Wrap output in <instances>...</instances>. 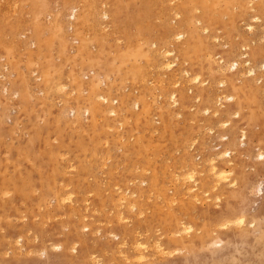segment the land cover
I'll return each instance as SVG.
<instances>
[{
  "label": "rangeland",
  "instance_id": "374dc122",
  "mask_svg": "<svg viewBox=\"0 0 264 264\" xmlns=\"http://www.w3.org/2000/svg\"><path fill=\"white\" fill-rule=\"evenodd\" d=\"M263 29L264 0H0V264H264Z\"/></svg>",
  "mask_w": 264,
  "mask_h": 264
},
{
  "label": "bare ground",
  "instance_id": "6f19581e",
  "mask_svg": "<svg viewBox=\"0 0 264 264\" xmlns=\"http://www.w3.org/2000/svg\"><path fill=\"white\" fill-rule=\"evenodd\" d=\"M207 1H208V0H207ZM168 2H169V1H167V3H168ZM165 3H166V2H165ZM11 4H12V3H11ZM5 6H6V5H5ZM7 6H8V5H7ZM233 8H234V7H233ZM250 9H251V8H250ZM251 10H252V9H251ZM252 11H254V10H252ZM74 12H75V11H74ZM102 14H103V13H102ZM175 14H176V13H175ZM103 15H104L105 17H107V14H106V13H104ZM173 16H174V15H173ZM248 16H249V15H248ZM101 17H102V16H101ZM169 17H170V16H169ZM249 17H252L253 20H254V18H255L256 16L253 17V15H252V16H249ZM257 17H258V15H257ZM247 18H248V17H247ZM256 19H257V18H256ZM250 20H252V19L250 18ZM250 20H249V21H250ZM194 21H195V20H194ZM194 21H193V22H194ZM196 21H197V20H196ZM241 21H242V20H241ZM247 21H248V20H247ZM255 21H256V20H255ZM255 21H254V22H255ZM198 22H199V20H198ZM254 22H253V23H254ZM257 22H260V21H257ZM195 24H196V23H195ZM251 24H252V23H251ZM55 25H56V24H55ZM247 25H248V26H247V28H248L247 30H249L250 33H251V31H254L253 28H252L253 25H249V24H247ZM244 26H245V25H244ZM55 27H56V26H55ZM55 27H54V29H55ZM238 27H239V26H238ZM260 27H262V26L260 25ZM71 28H72V26H71ZM244 28H245V27H244ZM258 28H259V27H257V29H258ZM201 29H202V28H201ZM245 29H246V28H245ZM257 29H256V32L259 31V30L257 31ZM247 30H244V31L247 32ZM263 30H264V29H263ZM263 30H262V31H263ZM238 31H239V30H238ZM249 31H248V32H249ZM198 32H199V30H198ZM202 32H204V31H202ZM202 32H201V33H202ZM263 32H264V31H263ZM216 33H217V32H216ZM244 33H245V32H244ZM244 33H243V35H244ZM258 33L260 34V32H258ZM248 34H249V33H248ZM251 34H252V33H251ZM259 34H258V35L256 34V35L259 36ZM182 35H183V34H182ZM182 35H181V33H177L176 36H177V38H180ZM262 35H263V33H262ZM257 36H256V38H258ZM260 36H261V35H260ZM209 37H210V36H209ZM214 37H215V36H214ZM241 37H242V36H241ZM259 38H260V37H259ZM259 38H258V39H259ZM208 39H209V38H208ZM258 39H256V40H258ZM262 39H263V38H262ZM262 39L260 38V40H262ZM212 40H213V39H212ZM215 40H216V39H214L213 42H215ZM256 40H254V41H256ZM260 40H259V43H260ZM168 41H169V40H168ZM230 41H231V40H230ZM263 41H264V40H262L261 42H263ZM170 42L172 43V41H170ZM173 42H175V41H173ZM248 42H250V40H248ZM250 43H251V42H250ZM253 43H254V42H253ZM253 43H251V44H253ZM257 43H258V42H257ZM223 45H225V44H223ZM224 47H225V46H224ZM226 47H227V45H226ZM243 48H244V47H243ZM170 49H171V48H170ZM233 49H234V48H233ZM172 51H173V50L167 51L166 54H165V57L167 58L168 61H169V59H171L169 55L172 54ZM160 52H161V51H160ZM160 52H158V53H160ZM162 52H163V51H162ZM240 52H241V51H240ZM158 53H157V54H158ZM232 53H233V50H232ZM241 53H243V52H241ZM160 54H162V53H160ZM239 54H240V53H239ZM243 54H245V53H243ZM158 55H159V54H158ZM162 56H163V55H161V56H159V57H162ZM239 56L242 57V54L239 55ZM239 56H237V54H236V56H234V57L237 58V57H239ZM244 56H245V55H244ZM234 57H232V58L235 59ZM163 58H164V56H163ZM166 58H165V59H166ZM210 58H211V57H210ZM160 59H161V58H160ZM160 59H158V60H160ZM175 59H176V58H175ZM163 60H164V59H163ZM167 60H165V62H166ZM211 60H212V59H211ZM231 60H232V59H231ZM160 61H161V60H160ZM160 61H159V62H160ZM248 61H249L248 59H245V60L243 61V63H244V62H245V63H250V62H248ZM262 61H263V64H264V60H262ZM221 62H222V60H221ZM163 63H164V62H163ZM228 63H229L230 68H234L235 70H238V69H239V66H240V69H242V68H241V67H242L241 65H243V63L241 64V63H239V62L236 61V60L233 61L232 63H231V62H228ZM228 63H227V65H228ZM245 63H244V64H245ZM259 63H260V62H259ZM223 64H224V63H223ZM239 64H240V65H239ZM263 64H261V65H263ZM220 65H222V63H221ZM246 65H247V64H246ZM246 65H245V66H246ZM257 65H260V64H258V62H257ZM159 66H160V65H159ZM225 66H226V63H225ZM223 67H224V66H223ZM227 67H228V66H227ZM164 68H165V67H164ZM169 68H170V63L167 64V69H169ZM228 68H229V67H228ZM245 68H246V67H245ZM255 68H256V67H255ZM260 68H262V66H260ZM260 68H257V69H260ZM217 69L221 70V69H220V66H219V68H217ZM223 69H224V68H223ZM225 69H226V67H225ZM253 69H254V68H253ZM253 69H252V68H249L248 73L251 74V75H254V73H253L254 70H253ZM262 69H263V68H262ZM163 70H164V69H163ZM215 70H216V69H215ZM215 70H214V71H215ZM219 70H218V71H219ZM228 70H229V69H228ZM243 70H244V69H243ZM246 70H247V69H246ZM246 70L243 71V72H245V74H246V72H247ZM223 71H225V70H223ZM226 71H227V70H226ZM226 71H225V72H226ZM217 73H218V72H217ZM248 73H247V75H248ZM186 74H187V72H186ZM188 74H189V73H188ZM238 75H240V74H238ZM238 75H237V76H238ZM243 75H244V74H242L241 76L244 77ZM184 76H186V75L184 74ZM192 77H193V76H192ZM192 77H191V78H192ZM198 77H199V76H198ZM182 78H183V77H182ZM199 78H200V77H199ZM199 78H198V79H199ZM239 78H241V77H239ZM185 79H186V78H185ZM171 80H172V78H171ZM187 80H188V77H187ZM192 80H193V78H192ZM192 80H191V81H192ZM220 80H221V79H220ZM185 81H186V80H185ZM199 81H200V79H199ZM237 81H239V80H237ZM258 81H259V78H258L257 82H258ZM187 82L189 83V81H187ZM192 82H193V81H192ZM195 82H196V81H195ZM219 82H220V83H223V81H219ZM252 82H253V81H252ZM255 82H256V81H255ZM257 82H256V83H257ZM190 83H191V82H190ZM190 83H189V84H190ZM193 83H194V82H193ZM197 83H198V82H197ZM199 83H200V82H199ZM220 83H219V85H223V84H224V83H223V84H220ZM187 85H188V84H187ZM190 86H193V85H190ZM209 87H210V86H209ZM217 87H218V86H217ZM172 88H173V87H172ZM189 88H190V87H189ZM263 88H264V87H263ZM46 90H47V89H46ZM258 90H259V89H258ZM188 91H189V90H188ZM218 93H219V92H218ZM218 93H217V94H218ZM215 94H216V93H215ZM14 95H15V94H14ZM15 96H16V95H15ZM220 96H221V95H220ZM222 96H223V94H222ZM222 96H221V97H222ZM99 97H100L99 99L102 98V100H105L104 97H103V95H99ZM214 97H215V96L213 95V99H214ZM221 97H220V99H219V103H220ZM211 98H212V97H211ZM215 98H216V97H215ZM173 99H174V97H173ZM213 99H210V100L212 101ZM231 99L233 100V97H231L230 95L224 97V100H231ZM95 100H96V99H95ZM216 100H217V99H216ZM194 101H195V100H194ZM211 101H210V102H211ZM214 101H215V99H214ZM96 102H97V101H96ZM262 102H264V101H262ZM173 103L175 104V99H174ZM173 103H172V104H173ZM212 103H213V102H212ZM219 103H218V104H219ZM220 105H221V104H220ZM220 105H219V107H220ZM135 107H136V108L139 107V104H138V102H136V101H135V103H134V109H135ZM263 107H264V106H263ZM263 107H262V108H263ZM203 110H204V109H203ZM207 111H208V110L206 109V112H207ZM70 112L73 113V114L75 113L74 109H72V108H70ZM86 113L88 114L87 111H86ZM233 113H234V112H233ZM233 113H232V115H233ZM110 114H111V115H115L114 111H110ZM235 114H236V113H235ZM208 115H209V114H208ZM215 115H216V114H215ZM213 116H214V114H213ZM233 116H234V115H233ZM221 122H223V121H221ZM219 125H220V124H219ZM222 125H223V126H224V125H227V122H226V123L224 122V124H222ZM220 127H221V126H220ZM206 128H207V127H206ZM208 128L210 129V127H208ZM210 130H211V129H210ZM240 132H241V131H240ZM209 134H210V133H209ZM240 136H241V134H240ZM222 137H223V139H224V136H222ZM222 137H220V138L222 139ZM241 138H243V139L245 138V134H244V133L242 134V137H241ZM225 139H226V138H225ZM193 141H194V140H192V142H193ZM192 142L190 143V146H191V144H193ZM194 142H195V141H194ZM228 151H229V150H228ZM223 154H224L225 156L228 155V153H227V152L224 153V151H223ZM219 155H220V154H219ZM219 155H217V156H219ZM221 155H222V152H221ZM217 156H215V157L217 158ZM215 157H214V158H215ZM259 157H260L261 159H263V158H264V155H263L262 153H260V154H259ZM209 158H210V157H209ZM211 159H212V158H211ZM207 162H208V161H207ZM206 164H207V163H206ZM209 171H210L211 175L213 176V179H214L215 185L219 184L221 181L227 180L228 177H229V175H230L229 172H227V171H223V170H221L220 168H218L217 165L215 164V162H214L213 160H211V162L209 163ZM209 171L207 170L206 172H209ZM201 173H202V172H201ZM201 173H200V174H201ZM198 174H199V173H198ZM187 175H188V177H186V178H187L188 182L190 183V186L188 185L189 187H187V190H188V192L190 191V192H189V194H190L191 192L195 191V188H197V180H196V178H195V176H194L195 174H194L192 171H190L189 173L187 172ZM187 175H186V176H187ZM176 179H177V178H176ZM232 184H233V183H232ZM213 187H214V186H213ZM193 193H194V192H193ZM193 193H192V194H193ZM202 195H203V194H202ZM194 198H195V197H194ZM60 199H61V198H60ZM67 200H69V198H67ZM59 202H60V201H59ZM127 209H129V208H127ZM130 209H131V208H130ZM235 220H236V219H235ZM240 222H241V221H240ZM242 222H243V219H242ZM242 222H241V223H242ZM237 223H238V221H237ZM241 223H240V224H241ZM238 224H239V223H238ZM180 225H182V224H180ZM223 225H224V224H223ZM223 225H222V227H224ZM228 225H229V224H228ZM189 226H190V225H189ZM189 226H188V227H189ZM225 226H227V225H225ZM190 228H191V227H190ZM185 230H186V228H185ZM179 233H180V232H179ZM218 244H219V242H218ZM154 248H155V251H161V250L163 249V245H162V243H161L160 241H156L155 244H154ZM148 249H149V247H148V245H146L145 242H143V241H136L134 247L132 248V252H134V254L137 255V257H136L137 259H138V257H139V259L142 260V258L145 256L144 254H145L146 252H148Z\"/></svg>",
  "mask_w": 264,
  "mask_h": 264
}]
</instances>
